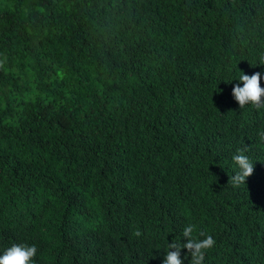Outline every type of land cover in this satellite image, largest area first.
<instances>
[{
  "label": "trees",
  "instance_id": "obj_1",
  "mask_svg": "<svg viewBox=\"0 0 264 264\" xmlns=\"http://www.w3.org/2000/svg\"><path fill=\"white\" fill-rule=\"evenodd\" d=\"M257 72L264 0H0V256L163 264L191 224L204 264H264Z\"/></svg>",
  "mask_w": 264,
  "mask_h": 264
},
{
  "label": "clouds",
  "instance_id": "obj_2",
  "mask_svg": "<svg viewBox=\"0 0 264 264\" xmlns=\"http://www.w3.org/2000/svg\"><path fill=\"white\" fill-rule=\"evenodd\" d=\"M239 80L243 86L237 84L233 89V96L240 108H245L248 105L257 109L264 108V87H261V74L259 72L252 75L242 74ZM260 135L261 138H264V133ZM232 162L237 171L229 180L231 184L238 186L253 174L254 163L243 149L237 150L232 155ZM194 231L195 226L188 224L182 231V236L187 238V243L181 244L174 241L168 244L163 264H184L181 259L182 249L188 250L190 264H204L206 252L213 248L216 242L212 235L204 232L199 233V236L203 237L202 239L194 237ZM139 234V232L136 233V235ZM36 254L37 247L35 245L14 244L0 256V264H32Z\"/></svg>",
  "mask_w": 264,
  "mask_h": 264
}]
</instances>
